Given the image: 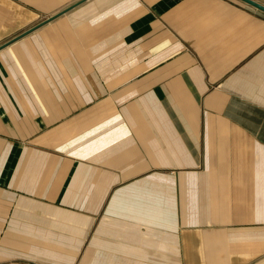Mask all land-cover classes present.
<instances>
[{
    "label": "crops",
    "instance_id": "0c3cea01",
    "mask_svg": "<svg viewBox=\"0 0 264 264\" xmlns=\"http://www.w3.org/2000/svg\"><path fill=\"white\" fill-rule=\"evenodd\" d=\"M257 10L0 0V264H264Z\"/></svg>",
    "mask_w": 264,
    "mask_h": 264
},
{
    "label": "water",
    "instance_id": "95a60500",
    "mask_svg": "<svg viewBox=\"0 0 264 264\" xmlns=\"http://www.w3.org/2000/svg\"><path fill=\"white\" fill-rule=\"evenodd\" d=\"M243 1H245L246 3H248L252 6H254L255 8L264 12V4L263 3H261L257 0H243Z\"/></svg>",
    "mask_w": 264,
    "mask_h": 264
},
{
    "label": "rangeland",
    "instance_id": "374dc122",
    "mask_svg": "<svg viewBox=\"0 0 264 264\" xmlns=\"http://www.w3.org/2000/svg\"><path fill=\"white\" fill-rule=\"evenodd\" d=\"M257 1H259V2H261V3H263L264 4V0H257ZM258 12H261V11H259V9L257 10ZM263 12V11H262Z\"/></svg>",
    "mask_w": 264,
    "mask_h": 264
}]
</instances>
